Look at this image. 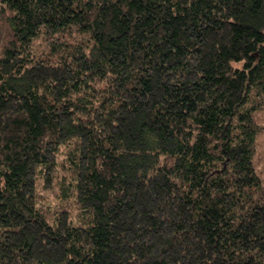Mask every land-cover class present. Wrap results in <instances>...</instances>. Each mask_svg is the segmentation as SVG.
Here are the masks:
<instances>
[{
    "label": "trees",
    "instance_id": "16d2710c",
    "mask_svg": "<svg viewBox=\"0 0 264 264\" xmlns=\"http://www.w3.org/2000/svg\"><path fill=\"white\" fill-rule=\"evenodd\" d=\"M0 264H264V0H0Z\"/></svg>",
    "mask_w": 264,
    "mask_h": 264
},
{
    "label": "rangeland",
    "instance_id": "374dc122",
    "mask_svg": "<svg viewBox=\"0 0 264 264\" xmlns=\"http://www.w3.org/2000/svg\"><path fill=\"white\" fill-rule=\"evenodd\" d=\"M50 198H51L50 203L54 204L56 202V199L54 197H52V195L50 196Z\"/></svg>",
    "mask_w": 264,
    "mask_h": 264
}]
</instances>
